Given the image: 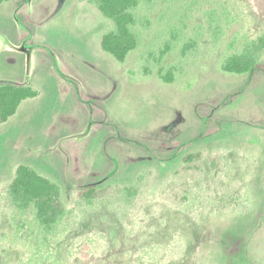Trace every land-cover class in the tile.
<instances>
[{
  "label": "rangeland",
  "instance_id": "rangeland-1",
  "mask_svg": "<svg viewBox=\"0 0 264 264\" xmlns=\"http://www.w3.org/2000/svg\"><path fill=\"white\" fill-rule=\"evenodd\" d=\"M211 8L233 18L216 48ZM140 13L141 47L116 64L99 47L110 23L87 0L0 7V84L37 92L0 125V264L46 263L64 240L90 252L68 264H264V59L245 76L215 67L233 36L264 31V0H156ZM166 25L182 40L200 32L168 85L147 59ZM178 50L161 65L180 66ZM19 164L63 190L67 221L37 252L32 218L16 224L5 197ZM91 186L105 190L88 204Z\"/></svg>",
  "mask_w": 264,
  "mask_h": 264
},
{
  "label": "trees",
  "instance_id": "trees-1",
  "mask_svg": "<svg viewBox=\"0 0 264 264\" xmlns=\"http://www.w3.org/2000/svg\"><path fill=\"white\" fill-rule=\"evenodd\" d=\"M12 0H0V7L8 4ZM90 5L96 8L99 14L110 23V29L101 36L99 47L102 53L107 55L116 64H123L129 56L138 50L142 44V30L150 27V21L143 16L141 10H152L156 0H87ZM164 2L170 0H162ZM196 1L193 2V5ZM206 28L211 37L213 46L216 48L225 30L233 22L227 9L211 8L203 13ZM159 19L162 16L159 15ZM182 22H180L181 24ZM161 25V21L158 22ZM184 27V24H181ZM181 27V28H182ZM173 25H166L162 31L165 33L161 45L157 48V54L149 53L148 60L154 61V66L158 67L160 80L168 85L176 81L177 75L181 73V66L188 64L187 61L195 55L200 32L198 28L193 29V36L182 40V29ZM181 38V41H180ZM179 46L178 61L180 66L170 65L164 67L161 62L165 56L176 46ZM195 57V56H194ZM264 59V31L253 39L243 38L238 42V36L227 43L226 48L221 52L215 65L216 71L222 76H245L250 74ZM147 60V63H148ZM193 61V60H192ZM142 69L145 67L142 66ZM149 73L148 70H145ZM37 95L31 85L0 84V125L6 123L14 116L22 102L35 98ZM189 160L195 159L190 156ZM118 189V187H116ZM105 190V189H104ZM103 189L95 186L87 187L80 193V198L86 203L98 197ZM124 191V187L118 189ZM126 195H133L129 188H125ZM5 197L9 208L14 215V222L21 224L25 217L30 216L35 224L34 252L39 251L40 246H44L53 237L58 235L60 228L64 227L67 221V210L64 204L62 188L39 175L32 167L19 164L15 167L10 181L5 187ZM67 240L61 244L58 258L47 256L48 262L41 264H68L73 255L80 258H88L89 250L82 247L73 253L74 244L68 245ZM213 249L217 246L213 244ZM35 254V253H34ZM31 260L26 264H38ZM125 264H139V262H124ZM117 264V263H115ZM202 264H225V262H203Z\"/></svg>",
  "mask_w": 264,
  "mask_h": 264
}]
</instances>
